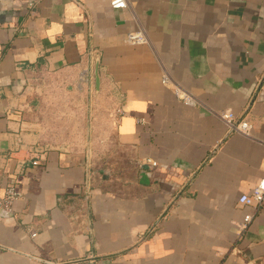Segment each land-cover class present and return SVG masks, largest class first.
I'll return each mask as SVG.
<instances>
[{"label":"crops","instance_id":"crops-1","mask_svg":"<svg viewBox=\"0 0 264 264\" xmlns=\"http://www.w3.org/2000/svg\"><path fill=\"white\" fill-rule=\"evenodd\" d=\"M128 2L0 0V264H264V0Z\"/></svg>","mask_w":264,"mask_h":264},{"label":"built area","instance_id":"built-area-1","mask_svg":"<svg viewBox=\"0 0 264 264\" xmlns=\"http://www.w3.org/2000/svg\"><path fill=\"white\" fill-rule=\"evenodd\" d=\"M111 5L113 8H128V0H111ZM127 39L132 45H140L148 42V38L142 30L131 32L127 35ZM91 64L89 68L81 72V81L86 85L91 87L94 82V70H93V54L91 53ZM167 81V80H166ZM174 92L176 96L185 104L190 106H195L197 101L196 99L186 90L181 88L178 85H175ZM122 112L118 110V115L120 116ZM221 117L224 119L230 130L237 133L243 134L245 136H250L252 132V126L249 122L244 119L235 120L234 115L231 112H224L221 114ZM34 165H37L38 162H33ZM91 177L87 178V181L84 185L83 196L86 200L90 201L91 196ZM21 196V192L16 184L9 186L5 192L4 198L0 201V206L4 210H10L12 204ZM240 207H251L254 210V214H257L261 210H264V178L258 181V183L248 192L243 194L239 201ZM254 219V215H247L243 222L238 223L236 226L238 239L242 240L246 234L250 224ZM34 237L35 234H32Z\"/></svg>","mask_w":264,"mask_h":264},{"label":"water","instance_id":"water-1","mask_svg":"<svg viewBox=\"0 0 264 264\" xmlns=\"http://www.w3.org/2000/svg\"><path fill=\"white\" fill-rule=\"evenodd\" d=\"M95 74H98V67L96 68V72H95Z\"/></svg>","mask_w":264,"mask_h":264}]
</instances>
